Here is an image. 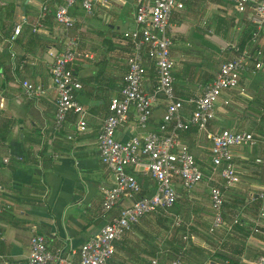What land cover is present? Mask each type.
I'll use <instances>...</instances> for the list:
<instances>
[{"label": "crops", "instance_id": "0c3cea01", "mask_svg": "<svg viewBox=\"0 0 264 264\" xmlns=\"http://www.w3.org/2000/svg\"><path fill=\"white\" fill-rule=\"evenodd\" d=\"M0 1V183L3 187L0 264L4 261L26 264L29 240L35 233L44 235L50 251L61 250L76 259L74 252L80 245L108 223L122 206L129 204L124 199L110 212H102L100 188L111 186L113 178L100 160L96 138L108 115V103L119 95L127 71L130 45L123 33L135 25L137 5L154 0H108L94 5L90 14L75 3L70 13L76 22L69 29H64L54 18L55 6L61 0ZM204 2L186 0L184 7L175 10L171 18L174 89L180 97L201 94L220 64L234 56L232 52L221 51L230 43L226 40L224 24L229 19L227 16L231 12L243 16L239 22L237 16L233 20L241 33L252 23L251 11L240 14L229 0H207L210 11L198 17L197 13L203 14ZM44 4L49 12L40 17ZM213 17H216L214 22ZM209 23L215 26L209 29L211 35L203 33V25ZM17 24H21V30L14 34ZM200 32L205 38L195 40ZM230 34H234L233 29ZM68 37L77 40V49L84 55L73 64L74 74L81 83L76 99L87 112V128L83 132H77V116L73 112L67 115L62 130L55 129L56 91L50 77L51 53L62 50ZM252 37L246 48L259 49L264 54V28ZM212 57L219 60L213 62ZM144 64L143 88L151 91L156 85L157 71L148 57ZM23 81L41 85L43 92L36 98L26 97ZM243 97L249 99L251 108L235 107L241 105ZM165 108L166 101L159 97L144 129L138 126L134 110L130 109L126 122L116 132L117 139L126 141L155 130ZM190 113L189 106L182 112L184 117ZM244 120L253 122L259 132H250L261 139L252 146L233 148V163L239 176L236 186L241 182L239 172L244 171L240 163H253L243 150L264 144V69L243 73L238 87L222 93L209 129L243 130L240 127ZM193 128L181 131L179 140L195 157L204 179L190 191L175 180L178 198L174 205L167 213L146 215L132 225L115 242V253L107 264H171L184 246L182 236L186 231L192 237L180 264H227V261L211 260L215 252L231 256L237 264H254L264 253V168L254 166V173L246 176L245 186L250 188L247 194L230 190L236 186L223 188L227 203L225 207L223 203L225 224L210 232L213 219L210 186L223 187V179L208 178L211 142ZM255 162L260 159L256 158ZM129 171L141 184V195L153 192L151 179L132 169ZM227 190L230 191L226 196ZM176 217L181 221L179 226L174 224ZM234 219H238L237 223ZM176 231L181 232L178 239Z\"/></svg>", "mask_w": 264, "mask_h": 264}, {"label": "built area", "instance_id": "2783aa9c", "mask_svg": "<svg viewBox=\"0 0 264 264\" xmlns=\"http://www.w3.org/2000/svg\"><path fill=\"white\" fill-rule=\"evenodd\" d=\"M107 1L61 0L55 6V21L64 29H69L76 22L70 13V8L75 3H79L84 11L90 14L94 5ZM185 1L140 2L134 15V27L123 33V38L130 45L127 71L119 95L112 97L108 103V115L97 135L96 144L100 160L113 178L111 186L104 185L100 188L102 212H110L124 199H127L129 204L122 206L108 223L80 245L79 250L74 252L76 259L69 258L61 250L50 251L44 235L33 234L29 240L26 264H107L115 253V242L120 240L132 225L146 215L167 213L174 205L178 198L174 187L175 180L180 182L184 190L190 191L204 179V173L195 157L179 140V133L190 127H195L211 142V167L208 178L215 180V177L219 176L223 179V187L216 184L210 186L213 219L209 231L214 232L225 224L223 188L234 187L239 182L233 163V148L255 145L258 136L250 131L229 128L214 132L209 129V124L214 118L215 105L222 93L238 87L243 73L264 69V54L259 49L240 50L238 43H227L221 51L232 52L234 56L220 64L214 77L204 85L202 93L188 97L178 96L174 89L175 62L171 57L170 48L173 42L169 32L173 13L182 9ZM229 1L240 14L251 11L250 19L256 27L253 36L264 28V0ZM46 12H49V9L44 4L39 16L43 17ZM20 30L21 24H17L14 34H18ZM77 46V40L68 37L62 50L51 53L50 77L56 91L57 131L63 129L70 112L77 116V132H83L87 128L86 109L76 99V92L81 88V83L74 74L73 64L84 56ZM145 57L153 61L157 71L156 85L151 91H145L143 88ZM22 86L28 98H36L43 92L39 84L23 81ZM159 97L166 101V108L158 127L134 135L126 141L118 140L116 132L126 122L130 109L134 110L138 126L144 129ZM187 106L191 107V113L184 117L182 112ZM129 169L151 179L154 184L153 192L141 195V184ZM2 188L0 183V191ZM237 221L238 219H234L233 222ZM174 224L179 226L180 219L176 217ZM191 237L188 231L184 233V246L171 264L181 263V255ZM2 238L0 233V240ZM4 264L12 263L4 261ZM254 264H264V253L257 257Z\"/></svg>", "mask_w": 264, "mask_h": 264}, {"label": "rangeland", "instance_id": "374dc122", "mask_svg": "<svg viewBox=\"0 0 264 264\" xmlns=\"http://www.w3.org/2000/svg\"><path fill=\"white\" fill-rule=\"evenodd\" d=\"M204 1L205 2L202 3V5H201L202 8L204 7L203 8V10H204L203 11V14L202 13L201 14L199 13V15H198V13H197V16L198 17L199 16L200 17L203 16L205 14V11L206 10L210 11V9H211L210 3H208L207 0H204ZM214 15H217V14H214ZM236 16H237L238 22L241 19V17H243L242 15H239V14L238 15H236V14L233 15V13L231 12L227 16L229 19H227V21L224 23L225 26H226V31H227L226 33H227V36H228L226 38V40H227V42H230V43H232V42H238L239 35L241 33V30H237L234 27L235 26V22L233 20L236 18ZM214 20L216 21V17H213V20L212 21L214 22ZM203 26H204V29H205V31L203 33H207L209 35H211V33L209 32V29L210 28H215V26L213 24H210V23L208 24V26L206 24L203 25ZM231 28L234 30V34L233 35L230 34V31L232 30ZM196 30H197V28H196ZM203 33L200 32V36H196V37H194V39L195 40L202 41V38L204 37ZM211 60H213V62H216L219 59L212 57ZM248 101H249V99L247 97H243L242 100H241V102H242L241 105H237L236 104L235 107L241 108V110L246 109L247 105L250 106V104L248 103ZM251 105H253V104H251ZM250 108H251V106H250ZM255 122L257 123L259 121H255ZM253 126L254 125H253V122L252 121L244 120L243 121V125H241L240 129L247 130V131H252V132L256 133L258 130L257 129L255 130V128ZM259 138L260 137H257V140ZM259 144L260 145L257 146L255 149H252V150L251 149L250 150L249 149L248 150L247 149H244L243 150V153L245 155H247L249 157L250 161L253 162V163H249V165H248V163H244V164H241L242 162L240 163V166H242V168L244 169V171L239 172L240 173L239 175H240L241 182L236 187L230 189V190H233L235 193H239V194H245L246 193L247 194L248 191L250 190V188L248 186H245V182L247 180L246 176H249V175H251V174L254 173V172H252L253 171V168L252 167H254V166L256 167V169H263L264 168V144L263 143H259ZM256 158H259L260 159V162H255V159ZM230 190H227L226 191V196H227V193ZM228 208H227V210L225 209V211H228ZM180 234H181L180 231H176L175 232V238L178 239V237H179Z\"/></svg>", "mask_w": 264, "mask_h": 264}, {"label": "trees", "instance_id": "16d2710c", "mask_svg": "<svg viewBox=\"0 0 264 264\" xmlns=\"http://www.w3.org/2000/svg\"><path fill=\"white\" fill-rule=\"evenodd\" d=\"M255 32H256V27L253 23H249L243 29V31L239 37V40H238V46H239L240 50H243L244 48H246L250 44L251 38ZM190 128L192 129L193 127H190ZM193 129L196 130L195 127ZM225 206H226V203H224V207ZM181 230H182V228H181ZM210 257H211V260L216 261V262H218L220 260L222 263L227 261V264H237V261L235 259H233L231 256L225 255L223 253L215 252V253H212Z\"/></svg>", "mask_w": 264, "mask_h": 264}]
</instances>
